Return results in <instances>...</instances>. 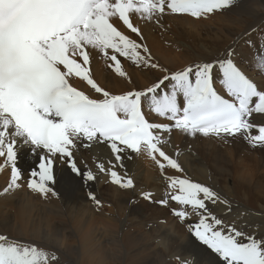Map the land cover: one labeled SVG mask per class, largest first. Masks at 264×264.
I'll return each instance as SVG.
<instances>
[{
  "label": "snow or ice",
  "instance_id": "snow-or-ice-1",
  "mask_svg": "<svg viewBox=\"0 0 264 264\" xmlns=\"http://www.w3.org/2000/svg\"><path fill=\"white\" fill-rule=\"evenodd\" d=\"M238 0H0V157L11 167V177L0 192L10 194L22 187L17 164V138L43 150L38 170L33 169L27 187L47 200L59 197L56 157L67 158L72 172L95 181L91 170L81 172L73 156L78 144H105L115 163L97 164L101 173L121 189H134V180L117 170L130 153L147 155L167 180L164 199L154 201L179 207L172 215L185 221L193 213L198 221L190 225L194 236L215 254L220 264H264V236L257 237L218 217L211 206L231 203L212 187L183 173L176 158L164 150L174 130L189 137L216 138L225 144L242 139L253 150H264V125L254 114H264V84L258 85L235 63L234 50L223 57L195 62L180 70L159 63L144 42L141 28L132 14L163 27L165 17L189 16L196 20L229 10ZM117 18L138 38L125 34ZM249 46L252 41H247ZM93 50L118 77L130 85L132 78L122 65L123 57L134 65L162 75L149 86L114 94L93 77ZM264 72V53L257 57ZM86 82L99 94L93 98L71 82ZM155 116V119L152 117ZM11 129V131H9ZM255 131V134H254ZM87 143H84V142ZM241 167L244 161H239ZM0 167V171H2ZM97 209L103 202L94 193ZM144 198L152 200L151 193ZM189 209L191 211H189ZM160 223H165L161 220ZM179 264H190L176 257ZM0 264H61L54 251L0 234ZM215 264V262H214Z\"/></svg>",
  "mask_w": 264,
  "mask_h": 264
},
{
  "label": "bare ground",
  "instance_id": "bare-ground-1",
  "mask_svg": "<svg viewBox=\"0 0 264 264\" xmlns=\"http://www.w3.org/2000/svg\"><path fill=\"white\" fill-rule=\"evenodd\" d=\"M244 1L247 5H242ZM132 19L134 24L141 28L145 38L144 42L153 55L160 64L170 70H180L195 62H206L216 57H223L225 51L232 48L234 50L232 58L235 63L258 85L264 84V72L257 67V57L264 53V0H238V3L231 9L199 20L179 15L165 17L163 27L147 22L135 13L132 14ZM113 20L125 34L139 42V38L131 33L122 22H119L117 18ZM247 41H252L253 45L249 46ZM92 55L93 77L106 90L114 94L124 93L132 87L145 88L162 75L156 70L136 66L131 61L118 57L132 78L133 84L130 85L124 78L118 77L112 69L107 67L110 61H106L94 50ZM71 82L86 94L99 98V94H94L86 82L78 78ZM152 119H155V116ZM253 119L255 123L264 125V114H254ZM169 143L182 151L187 146L193 147V150H198L208 159V165L205 167L201 180L205 181L206 173L215 180V177H218L220 181L237 178L240 184L237 186L231 183L234 185L233 189L245 195V197L238 198V202L240 199L246 205H252L255 213L243 211L240 214L238 212V215L233 213L222 215L223 210L222 212L219 210L221 213L215 214L228 223L235 222L237 228L246 233L257 237L264 236V150H253L242 139L230 140L225 144L216 138L202 136L192 138L178 130H174L168 144L163 146L164 150L170 145ZM249 150L253 151L249 152ZM43 154V150L37 149L34 152L31 145L23 144L22 139L17 138V164L22 173V179L19 181L22 187L10 194L0 195V234H6L10 239L35 244L47 251H54L59 256L61 264L68 262L65 258L63 259L65 252L77 260L76 264H179L176 257L187 260L190 264H214V262L220 264L215 254L207 249L190 230V225L198 221L195 213L185 221L172 220L170 228L160 233L159 229L161 231L164 228L159 225L161 215L148 212L151 203L147 199L142 198L141 195L138 198L133 192L114 188L113 184L107 182L106 176L101 175L97 167L98 163L103 162L108 168L107 161L114 159L105 144H93L90 147L78 144L73 150L77 167L82 173L91 170L96 176L95 181H86L84 176H77L72 172L71 167H68V159L62 160L57 156L54 187L59 197H51L47 200L33 194L27 187L31 179L30 173L33 169L38 170L40 156ZM241 160L244 161L243 167L245 168L241 167L239 163ZM249 161L256 165H252L251 162L249 165ZM185 163L188 164L187 168L190 173H193L198 171L197 167L201 161L198 157L190 155L185 158ZM0 167L3 169L0 171V192H2L10 181L11 167L5 164L4 157H0ZM152 167L155 169L153 165ZM129 168L130 172L132 168H135L132 173L135 174L136 183L156 184L155 180L147 181L146 175L143 174L137 178L136 174L140 170L136 165L131 164ZM158 186L160 188V185ZM158 190L155 191L157 194ZM251 190L256 194H249ZM90 192L94 193L97 198H104V201L105 199L112 201L118 211L117 214L115 213L116 216H105L101 210L97 211L94 202L89 197ZM160 192L162 193L163 190ZM259 203H262V209ZM109 206L112 204L109 203ZM119 210L124 211V214L120 215ZM211 210L216 212L213 207ZM148 222L154 224V227L151 225L152 229L159 227L153 231V238L149 233L151 237L149 240L139 228ZM114 232L119 235L120 239L113 238L111 233ZM119 244L124 245L126 253L119 250ZM152 254L159 256V262L156 260L158 263L151 261ZM115 260L117 262H113Z\"/></svg>",
  "mask_w": 264,
  "mask_h": 264
},
{
  "label": "rangeland",
  "instance_id": "rangeland-1",
  "mask_svg": "<svg viewBox=\"0 0 264 264\" xmlns=\"http://www.w3.org/2000/svg\"><path fill=\"white\" fill-rule=\"evenodd\" d=\"M245 3V4H244ZM242 5H247L246 4V2L244 1L243 3H242ZM170 145H168V146H166V152L169 154V155H173L174 157L176 156V153H177V151H179V153H180V155L178 156V157H176L178 160H179V162L181 163V165H182V167H183V169H184V172L183 173H176L175 172V170H172V169H168L167 170V174L168 175H181V176H184V175H186L187 177H189L190 179H192L193 181H195V182H200V183H203V184H205V185H207L206 183H208V185L207 186H210V187H212L215 191H217L218 193H220L221 194V196L222 197H224V198H226L230 203H231V211L230 212H228L227 211V205H224V204H221V203H217L216 204V206H210V207H213V210H215L216 212H214V213H221L222 212V210H223V212L221 213L222 215H230L231 213H233L234 215H238V212H239V214L241 213V212H243V211H247V212H249V213H251V214H254L255 213V211H254V207L252 206V205H246L245 203H244V201L243 200H240L239 199V202H238V198H241V197H245V195L242 193H240L239 194V192H237L235 189H233V187H234V185H232L231 183H233V184H236L237 186H238V184H240V182L237 180V178L235 179V178H231V180L230 179H222L221 181L219 180V178L218 177H215L216 178V180L214 179V178H210L209 176H208V174L206 173V179H205V181L204 180H201L202 179V176L204 175V173H205V167L208 165V159L206 158V157H204V155L202 154V153H200L198 150H193V147H190V146H187L183 151H182V149H176L175 147H174V145L173 144H171V143H169ZM173 146V147H172ZM169 148V149H168ZM188 149V150H187ZM187 150V151H186ZM182 151V152H181ZM251 151H253V150H249V152H251ZM130 155H131V159H125L124 161H123V163H125V168H123V169H121L120 167H119V165H117V170L118 171H120L121 172V174L123 175L124 173H125V170H126V172H127V175L128 176H130L133 180H134V178H135V174H133L132 172H134L133 170L135 169V168H132L131 169V171L132 172H130V165L131 164H134V165H136L138 168H139V173L138 174H136V176H137V178H139L140 176H142V174L145 176V178L147 179V181L149 180H155L156 181V184H148L147 185V183L146 184H144L145 182H140V183H136L135 181L137 180V179H135L134 180V183H135V185H136V187L134 188V189H122V190H125V191H127V192H133V194L136 196V197H138V198H140V196L139 195H141V197L142 198H144V195L143 194H145V193H151L152 194V200L150 201V200H148L150 203H151V208H149V210H148V212L149 213H151V214H153V215H156L157 213L159 214V216H160V218H159V225L161 226V227H164L163 228V230H161L160 231V229H159V232L161 233V232H163L164 230H166V229H169L170 227V223H172L173 221H174V219H179L178 217H176V216H174V215H172L171 213L172 212H170L171 211V209L172 208H175V206L177 207V205L175 204V202H172V201H169V204H168V206H164V205H161V204H159V203H155L154 201H160L161 199H164L165 197H166V194H167V180L164 178V176L161 174V172H159L160 170H159V168H158V166L157 165H154V162L153 161H150L151 159L149 158L148 159V156L147 155H145L144 156V154H143V157H141V155L140 156H137L136 154H133V153H130ZM136 157H135V156ZM190 155H193V156H196V157H198L199 158V160L201 161V164L197 167L198 168V171L197 172H193V173H190V171H189V169L187 168V163H185V158L186 157H190ZM184 156V157H183ZM137 157H140V158H137ZM147 157V158H146ZM144 158V159H143ZM139 159H140V161H139ZM148 161H147V160ZM146 160V161H145ZM255 160V159H254ZM109 161V160H108ZM108 161H107V166L109 167V164H108ZM112 161H113V163H115V161H114V159H112ZM146 162V163H145ZM151 162V163H150ZM187 162V161H186ZM251 161H249V165H251V163H252V165H256L255 163L253 164V162H251ZM138 163V164H137ZM142 163H144V164H142ZM153 163V164H152ZM140 164V165H139ZM149 164V165H148ZM247 164V163H246ZM143 165V166H142ZM152 165L154 166V168L155 169H152L153 167H152ZM145 166V167H144ZM68 167H70V163L68 164ZM152 167V168H151ZM243 168H245V167H243ZM146 169H147V171H146ZM148 169H150V170H148ZM122 171H123V173H122ZM157 173V174H155V172ZM159 172V173H158ZM154 173V174H153ZM153 174V175H152ZM203 174V175H202ZM101 175H103V176H106V178H107V182L110 184L111 183V178H109L110 176L109 175H107L106 173H102ZM155 175V176H154ZM161 176V177H160ZM108 179H110V180H108ZM160 179V180H159ZM163 179V180H162ZM208 180H210V182H207ZM215 181V182H214ZM214 182V183H213ZM142 184V185H141ZM226 184V185H225ZM111 185H112V183H111ZM158 185H160V188H159V186ZM138 186H140L141 188L139 189V187ZM142 186H144L143 188H142ZM146 186H148V187H146ZM154 186H157L158 187V189H160V190H158V189H156L157 187H154ZM112 187H116V188H118V189H121L120 187H118V186H116V185H112ZM138 187V188H137ZM166 187V188H165ZM219 187V188H218ZM222 187V188H221ZM145 188V189H144ZM150 188V189H149ZM152 188H153V191H152ZM163 188V189H162ZM138 189V190H137ZM163 190V192L161 193L160 191H162ZM134 190V191H133ZM140 190V191H139ZM147 190V191H146ZM158 190V194H157V192H155V191H157ZM144 191V192H143ZM146 191V192H145ZM148 191H150V192H148ZM152 192H154V193H152ZM166 192V193H165ZM157 194V195H156ZM249 194H256L253 190H251L250 192H249ZM154 195L156 196L155 198H154ZM242 195V196H241ZM239 196V197H238ZM237 197V198H236ZM100 198V200L101 201H104V198H101V197H99ZM98 198V199H99ZM246 199V198H245ZM246 201V200H245ZM112 201H110V200H107V199H105V201L103 202V207L102 208H100V209H97L96 208V210L97 211H102V213L105 215V216H109V217H114V216H116V214L118 213V211L116 210V208H115V205H114V203L112 202ZM109 203H110V205L112 204V206H109ZM94 204V203H93ZM154 204V205H153ZM246 205V206H245ZM109 206V207H108ZM158 206H159V208H158ZM224 206V207H223ZM108 207V208H107ZM113 207V208H112ZM162 207V208H161ZM214 207L216 208V207H219L220 209H218L217 210V208L216 209H214ZM259 207L262 209V207H263V205H262V203H259ZM166 208V209H165ZM237 208H239V209H237ZM260 208H257V209H260ZM156 209V210H155ZM158 209H159V211H158ZM164 209V210H163ZM225 209V210H224ZM237 209V210H236ZM108 210V211H107ZM155 210V211H154ZM169 210V211H168ZM190 210V209H189ZM221 212H220V211ZM151 211V212H150ZM157 211V212H156ZM191 211V210H190ZM119 212H121V213H119L120 215L122 214H124V211H122V210H119ZM160 212V213H159ZM166 212V213H165ZM170 212V213H169ZM236 212V213H235ZM112 213V214H111ZM114 213V214H113ZM116 213V214H115ZM156 213V214H155ZM165 214V216H164V214ZM167 213H169V214H167ZM230 213V214H229ZM171 214V215H170ZM169 215V216H168ZM163 216V217H162ZM167 219H165V218ZM173 217V219H171ZM175 217V218H174ZM160 219H162V220H164L165 219V221H168V222H166L168 225H166V223H160ZM173 220V221H172ZM170 221V222H169ZM148 225V226H147ZM154 227V224L152 223V222H148V224H145V225H143V226H145V227H140L139 226V228H141L140 230L142 231V232H144L143 234L146 236V239L147 240H149V238L151 239V237H150V234H151V236L153 235L152 233H153V231H155L156 229H158L159 227H155L154 229H152L151 227L152 226ZM146 230H145V229ZM151 230V231H150ZM145 233H147V234H145ZM150 233V234H149ZM111 235L113 236V238L114 237H116V239H120V237H119V235L118 234H116L115 232L114 233H111ZM163 235V234H162ZM162 235H160V236H162ZM152 238H153V236H152ZM111 239H112V237H111ZM113 240V239H112ZM111 240V241H112ZM105 241V243H107V244H109V242L108 241H106V240H104ZM122 247V248H121ZM117 248V247H116ZM122 250H121V249ZM119 250L122 252V253H126V251L127 250H125V247H124V245H120L119 244ZM116 251H118V248H117V250ZM66 256V257H65ZM68 256H70V257H68ZM65 258V261L67 262V264H76L77 263V260L72 256V255H70L69 253H67V252H65V254H64V257H63V259ZM71 258V259H70ZM156 258H158V259H156ZM116 260H118L119 261V259L118 258H116ZM113 261V262H117V261ZM159 262V256L157 255V254H152L151 255V261H155V262H157V261ZM157 262V263H158Z\"/></svg>",
  "mask_w": 264,
  "mask_h": 264
}]
</instances>
